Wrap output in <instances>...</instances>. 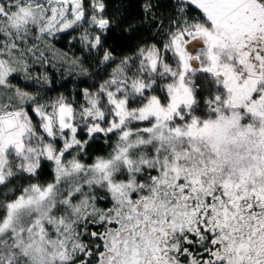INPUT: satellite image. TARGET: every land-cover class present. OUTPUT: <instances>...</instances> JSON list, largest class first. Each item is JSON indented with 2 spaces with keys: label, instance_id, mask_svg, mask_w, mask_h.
Wrapping results in <instances>:
<instances>
[{
  "label": "snow or ice",
  "instance_id": "6c2138e0",
  "mask_svg": "<svg viewBox=\"0 0 264 264\" xmlns=\"http://www.w3.org/2000/svg\"><path fill=\"white\" fill-rule=\"evenodd\" d=\"M173 9L116 63L105 0H0V264H264V0ZM63 36L106 75L49 97Z\"/></svg>",
  "mask_w": 264,
  "mask_h": 264
},
{
  "label": "trees",
  "instance_id": "16d2710c",
  "mask_svg": "<svg viewBox=\"0 0 264 264\" xmlns=\"http://www.w3.org/2000/svg\"><path fill=\"white\" fill-rule=\"evenodd\" d=\"M107 4V13L114 15L116 21H122V26L117 27L114 25L113 29L108 33L105 40V46L109 47L115 57V62L119 61L126 55H132L135 49L145 42H149L155 36L156 28L149 31V26L152 24H165L173 18L174 11L173 5L175 0H152L153 9L148 15L143 11L145 0H105ZM119 9V11H117ZM167 17L168 19H164ZM129 25L135 28V31L129 33L127 31ZM160 39V37H155ZM70 36H63L62 38L53 41L52 46L57 50L56 54L48 52V58L53 60L58 65L63 63L61 57L67 54V58H79L83 61V67L88 69L90 75L85 76L81 73L80 68L75 65L64 64L62 69L51 68L47 69V73L53 80L52 90L48 92L49 97H55L59 93L65 94L78 92L79 90L92 86L106 73L98 66L94 57L102 55L100 53H89L82 51L78 42L69 44ZM33 67V75L45 72V67L40 62L35 61L33 58H28ZM110 67L107 69L109 71ZM71 72V75L69 74ZM100 75L97 76L96 73ZM13 84L23 85V79H14ZM107 146L104 144L103 139L99 143L93 142L89 146V153L92 156L106 152ZM50 170L45 168L42 173V179L49 178L48 173ZM27 182V181H25ZM19 183V181L17 182Z\"/></svg>",
  "mask_w": 264,
  "mask_h": 264
},
{
  "label": "rangeland",
  "instance_id": "374dc122",
  "mask_svg": "<svg viewBox=\"0 0 264 264\" xmlns=\"http://www.w3.org/2000/svg\"><path fill=\"white\" fill-rule=\"evenodd\" d=\"M175 2H176V0H175ZM119 61H117L116 63H118ZM111 71V67H110V69H109V71L108 72H110Z\"/></svg>",
  "mask_w": 264,
  "mask_h": 264
},
{
  "label": "flooded vegetation",
  "instance_id": "af4514ba",
  "mask_svg": "<svg viewBox=\"0 0 264 264\" xmlns=\"http://www.w3.org/2000/svg\"><path fill=\"white\" fill-rule=\"evenodd\" d=\"M48 170H50V169H48Z\"/></svg>",
  "mask_w": 264,
  "mask_h": 264
}]
</instances>
